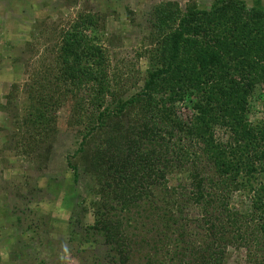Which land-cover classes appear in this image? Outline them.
Masks as SVG:
<instances>
[{"label":"trees","instance_id":"16d2710c","mask_svg":"<svg viewBox=\"0 0 264 264\" xmlns=\"http://www.w3.org/2000/svg\"><path fill=\"white\" fill-rule=\"evenodd\" d=\"M88 21L79 15L60 36L58 74L40 100L52 94L48 105L60 91L61 106L73 109L69 127L84 131L68 160L78 157L93 176L98 200L90 228L109 247L107 264H127L133 243L153 250L146 264H156V252L165 249L169 264H222L230 243L250 245L249 264H264V116L248 121L249 100L264 85V9L241 0H214L209 9L153 7L152 61L126 99L98 36L86 35L95 31ZM45 102L41 111L29 101L23 119L26 137L43 144L55 124ZM182 109L190 112L185 119ZM77 165L68 163L74 180ZM174 173L192 181L181 197L184 185L167 186ZM235 192L248 194V213L231 208L227 199ZM188 204L198 207L200 220H187Z\"/></svg>","mask_w":264,"mask_h":264},{"label":"rangeland","instance_id":"374dc122","mask_svg":"<svg viewBox=\"0 0 264 264\" xmlns=\"http://www.w3.org/2000/svg\"><path fill=\"white\" fill-rule=\"evenodd\" d=\"M241 1L247 8L258 3L264 9V0ZM167 2L182 9L189 3L209 9L214 0H0V264H107L109 247L90 228L94 222L92 204L98 200L91 189L93 176L78 157L68 160L84 131L69 127L73 109L70 103L61 106L60 91L48 105L46 99L52 94L40 98L46 81H53L58 74L55 58L60 36L79 15L89 18L88 28L95 29L85 31L86 35L98 36L111 78L123 87L124 98L138 92L153 55L154 43L147 37L150 13ZM260 95L264 96V85L257 86L249 100L251 124L264 116ZM29 101L41 111L43 101L48 108L53 106L48 114L55 124L45 144L42 139L34 142L26 137L30 125L23 119L31 111ZM181 111L184 119L190 115ZM216 135L225 139L222 132ZM71 161L78 164L77 180L68 166ZM204 167L199 165L200 170ZM181 177L174 173L166 178L170 189L184 185L179 197L193 188L192 181L182 182ZM227 201L234 210L249 212L248 194L231 193ZM190 205L185 212L187 220H200V210ZM129 247L127 264H146L145 257L154 256L148 247L141 249L136 243ZM164 251L156 252V264H169ZM249 251L250 245L230 243L222 264H249Z\"/></svg>","mask_w":264,"mask_h":264}]
</instances>
